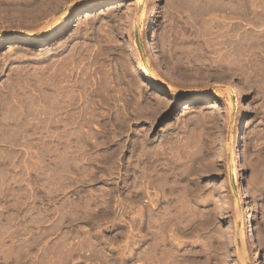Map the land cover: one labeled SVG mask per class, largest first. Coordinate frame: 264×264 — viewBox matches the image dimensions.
I'll list each match as a JSON object with an SVG mask.
<instances>
[{
    "label": "rangeland",
    "instance_id": "rangeland-1",
    "mask_svg": "<svg viewBox=\"0 0 264 264\" xmlns=\"http://www.w3.org/2000/svg\"><path fill=\"white\" fill-rule=\"evenodd\" d=\"M0 39V264H264V0H0Z\"/></svg>",
    "mask_w": 264,
    "mask_h": 264
},
{
    "label": "bare ground",
    "instance_id": "bare-ground-1",
    "mask_svg": "<svg viewBox=\"0 0 264 264\" xmlns=\"http://www.w3.org/2000/svg\"><path fill=\"white\" fill-rule=\"evenodd\" d=\"M105 6H106V3H101V4L96 5V6H91L90 8H88V9L85 10V12L82 15V18H88V17H90V15H92L93 13H95V11L98 8L105 7ZM128 27L130 29H134L135 30L137 28V25L133 21H131L128 24ZM150 27H151L150 25L147 26V28H146L147 31H150V29H151ZM64 33H65L64 31L59 32V34L56 35L55 37L51 38L46 45L48 47L51 46L57 40H60L63 37ZM142 36H143V34H142ZM8 39H12V40H14V41H16L18 43H21V44L27 45V46L28 45H31L35 41V38L32 35H28V36H25V37H12V36H8L7 38H5V40H8ZM5 40L4 39H0V48L2 47V45H4L3 42ZM151 58H153L154 61H157V59H156V57H155L154 54H151ZM166 71H169V70H166ZM144 86L147 89H149V90H151L153 92L158 93L161 97H163V99L164 98H166V99H172V98H176L179 95H181V92H178V90H175L173 88H170V89L168 88L167 90L161 89L154 81H152L149 78L146 79V80H144ZM237 92L238 91L234 90L233 91V95L234 96L238 95ZM192 98H193V100L202 101V102L212 101L210 98L203 96L200 92H196V93L192 94ZM228 105H229L228 102H225V106H228ZM213 106L216 108L217 107L216 103H214ZM255 261H256V259H255ZM255 264H259L258 261L255 262Z\"/></svg>",
    "mask_w": 264,
    "mask_h": 264
}]
</instances>
